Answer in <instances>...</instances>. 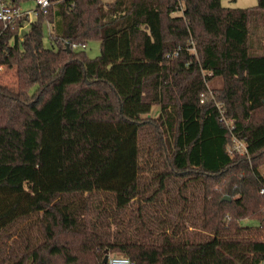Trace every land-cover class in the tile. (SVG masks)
<instances>
[{
  "label": "trees",
  "instance_id": "trees-1",
  "mask_svg": "<svg viewBox=\"0 0 264 264\" xmlns=\"http://www.w3.org/2000/svg\"><path fill=\"white\" fill-rule=\"evenodd\" d=\"M37 9L0 20V264H264V0Z\"/></svg>",
  "mask_w": 264,
  "mask_h": 264
},
{
  "label": "rangeland",
  "instance_id": "rangeland-1",
  "mask_svg": "<svg viewBox=\"0 0 264 264\" xmlns=\"http://www.w3.org/2000/svg\"><path fill=\"white\" fill-rule=\"evenodd\" d=\"M224 6L231 7H253L258 4V0H221ZM36 6L37 2L35 0H27L22 2L21 7L23 10L29 11L31 10V15L33 19H36ZM44 44L46 46H52V42L50 40L48 25L45 26L44 30ZM250 43L252 45V52L254 53H263L264 52V16L263 18H259L254 20L251 23V33H250ZM78 50L84 49L89 57H96L101 52V42L99 40H91L87 43L84 48H77ZM192 51H194L192 49ZM176 56V54L174 55ZM0 82H5L9 84L16 83V74L14 69L0 68ZM223 78L215 77L211 82H209V86L216 88H221L223 86ZM160 107H154L152 110V115L156 116L159 113ZM243 224L249 225H258L259 220L256 218H245L240 220Z\"/></svg>",
  "mask_w": 264,
  "mask_h": 264
},
{
  "label": "built area",
  "instance_id": "built-area-1",
  "mask_svg": "<svg viewBox=\"0 0 264 264\" xmlns=\"http://www.w3.org/2000/svg\"><path fill=\"white\" fill-rule=\"evenodd\" d=\"M37 2L36 6V14L38 13L37 8H42L43 10L46 9V7L49 5V0H35ZM31 10L26 11L23 10L21 6L15 8L12 4H7L5 2H0V20L4 21L6 24L11 23L15 21L16 18L21 17L25 15L26 17L24 20H22V23L20 24L19 30L20 32L24 31L31 22L33 21V17L31 15ZM73 47H78L76 44H73ZM0 68H2L0 66ZM204 94H202V97L204 98ZM203 100V99H202ZM220 107V106H219ZM221 108V107H220ZM221 117L226 122V124L232 123V119H227L224 115L223 109H221ZM231 152H247L246 144L242 141L234 137V144L232 148H229ZM264 192V189L262 190ZM107 264H137L135 260L130 258L127 255L124 254H115V255H109Z\"/></svg>",
  "mask_w": 264,
  "mask_h": 264
},
{
  "label": "water",
  "instance_id": "water-1",
  "mask_svg": "<svg viewBox=\"0 0 264 264\" xmlns=\"http://www.w3.org/2000/svg\"><path fill=\"white\" fill-rule=\"evenodd\" d=\"M24 32H26V31H24ZM66 47H67V48H70V42H69V41L66 42ZM224 199H231V198H230L229 196H225ZM108 258H109V253H108V251H106V254H105V256H104V260H103V261H104L105 263H107Z\"/></svg>",
  "mask_w": 264,
  "mask_h": 264
},
{
  "label": "crops",
  "instance_id": "crops-1",
  "mask_svg": "<svg viewBox=\"0 0 264 264\" xmlns=\"http://www.w3.org/2000/svg\"><path fill=\"white\" fill-rule=\"evenodd\" d=\"M158 105H156V106H154V107H157ZM154 107H153V109H154ZM159 107V106H158Z\"/></svg>",
  "mask_w": 264,
  "mask_h": 264
}]
</instances>
